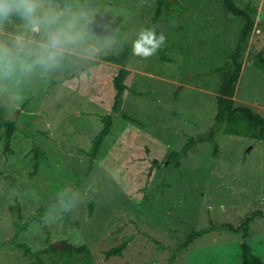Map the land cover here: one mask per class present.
<instances>
[{"label":"rangeland","instance_id":"obj_1","mask_svg":"<svg viewBox=\"0 0 264 264\" xmlns=\"http://www.w3.org/2000/svg\"><path fill=\"white\" fill-rule=\"evenodd\" d=\"M178 1L186 2L193 15L186 11L176 23L159 24L166 36L160 49L169 61L161 59L159 50L147 58L132 53L122 110L114 116L112 133L86 185L81 182L88 158L81 150L89 149L102 128L100 115L111 111L113 77L121 67L104 57L122 51L124 36L135 38L154 1L80 0L93 13L89 27L95 38L115 43L90 64L77 67L70 60L49 79L33 80L18 108L7 106L0 91V110L35 134L28 138L15 132L6 148L0 130V264H33L12 243H1L13 235L11 216L16 211L10 207L16 203L23 221L46 207L42 220L21 232L20 240L32 250L60 240L86 244L90 250L89 256L67 260L57 254L43 256L47 264H168L173 250L193 231L210 224L239 225L256 210L264 211V141L220 130L216 156L206 141L176 161L169 158L189 138L205 136L213 126L220 77L212 71L226 62L217 48L230 52L242 25L221 0ZM236 1L252 3L258 12L233 98L264 115V72L252 65L264 49V0ZM105 24L110 27L105 29ZM36 145L44 153L37 168ZM61 187L79 192V202L60 218L54 213L45 218ZM128 237L122 255L106 256ZM243 240L264 260V215L251 222L248 237L218 227L180 250L172 264H242Z\"/></svg>","mask_w":264,"mask_h":264},{"label":"trees","instance_id":"obj_2","mask_svg":"<svg viewBox=\"0 0 264 264\" xmlns=\"http://www.w3.org/2000/svg\"><path fill=\"white\" fill-rule=\"evenodd\" d=\"M79 1L80 0H73V2L78 4ZM153 1L154 7L149 10V16L146 12L147 19L143 25L155 26L158 32H162V29L159 27V24H162V22L176 23L182 16L185 15L186 11H189L190 14L193 15V12L190 11L189 6L186 5V2L181 3V1L178 0ZM200 1L201 2H199V4H203L207 1L212 2V0ZM221 3L225 11L241 20L242 25L236 37L235 46L232 47L230 52H226V50L221 47L217 48V52H219L222 56H225L226 62L220 67H215V69L212 71L213 74H216L220 77L215 122L208 134L205 136H199L198 138L191 137L180 150H173L169 155L171 161H176L181 155L187 154V152L194 148L198 143H203L206 141L213 145L214 155L216 156L218 154V144L215 140V135L220 130H222L224 134L243 136L251 138L255 141H264V115H262L261 112L255 110V108L253 109L248 105L236 104L233 98L242 72L243 57L249 49L250 38L256 25V15L258 8L252 3H248L244 6L240 5L236 0H221ZM158 52L160 53L162 60H170V58H167V56L163 54L162 49H159ZM131 55V44H127L123 46L122 51L117 55L110 54L104 57L105 61L115 63L121 67L113 77L115 94L111 105V111L109 113L100 115L102 128L93 137L89 149L81 150L87 155L88 158L86 173L81 182L84 185H86V179L93 170L94 163L98 158V154L105 140L112 133L115 114L120 113L122 110L123 94L128 88L126 79L131 72V70L126 68V66ZM252 65L255 69L264 72V49L259 50L255 54ZM134 92L137 95H148V92L137 90H134ZM123 117L137 124V126L140 128L145 126L144 122L129 115L123 114ZM0 130H3L6 148L8 147V144L15 132H22L28 138H33L35 135L32 132H28L26 127H18L16 125L15 119L9 118L6 115V111L4 109L0 110ZM35 148V166L37 168L39 165V158H44V153L41 151L39 146L36 145ZM90 206L92 207V205ZM10 209L11 211H16V215L11 216L14 232L10 241H2L1 243L4 245L12 243L15 248L21 249L25 256L31 258L33 260V264H47L43 256L52 257L55 254L64 258V260L79 255H90V250L86 244L77 246L73 243H69L68 240H60L56 243H49L44 249L32 250L31 247L20 240L21 232L26 230L27 226L32 221H41L46 207H40L36 213L30 215L25 219V221H23V215L19 203L11 206ZM262 215H264L263 210H256L253 212V214L247 216L239 225H234L231 223L210 224L206 228L193 231L187 236L184 242L179 244L178 247L173 250L171 260L168 264H172V261L175 259L180 250L186 249L193 243L195 239L215 230L218 227L226 228L235 233L242 232L245 238L248 237L251 222L257 216ZM130 240L131 237H128L117 246L107 250L105 252L106 256L111 257L122 255L123 250L127 247ZM240 248L242 264H264L262 257L253 253L252 247L248 241L243 240L240 244Z\"/></svg>","mask_w":264,"mask_h":264},{"label":"clouds","instance_id":"obj_3","mask_svg":"<svg viewBox=\"0 0 264 264\" xmlns=\"http://www.w3.org/2000/svg\"><path fill=\"white\" fill-rule=\"evenodd\" d=\"M92 16L73 0H0V91L7 106L18 108L33 80L49 79L70 60L77 67L90 64L115 43L111 38H95L89 27ZM9 26L13 30L8 31ZM165 41V34L155 26L143 25L134 39L124 36L120 43H130L135 56L147 58ZM80 197L79 192L61 187L58 202L45 218L72 212Z\"/></svg>","mask_w":264,"mask_h":264}]
</instances>
